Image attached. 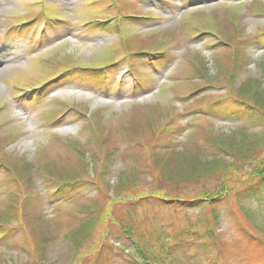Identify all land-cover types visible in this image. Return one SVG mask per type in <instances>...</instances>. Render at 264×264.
Returning a JSON list of instances; mask_svg holds the SVG:
<instances>
[{
  "label": "rangeland",
  "instance_id": "rangeland-1",
  "mask_svg": "<svg viewBox=\"0 0 264 264\" xmlns=\"http://www.w3.org/2000/svg\"><path fill=\"white\" fill-rule=\"evenodd\" d=\"M262 34L264 0H0V264H145L120 231L99 248L109 220L71 244L95 204L132 205L157 264H264V200L198 162L210 137L263 138Z\"/></svg>",
  "mask_w": 264,
  "mask_h": 264
},
{
  "label": "trees",
  "instance_id": "trees-1",
  "mask_svg": "<svg viewBox=\"0 0 264 264\" xmlns=\"http://www.w3.org/2000/svg\"><path fill=\"white\" fill-rule=\"evenodd\" d=\"M264 39V35L259 36L257 40ZM264 64V62H263ZM88 71V70H87ZM87 73V72H86ZM202 77L207 78L209 72L208 69L206 72L200 70ZM73 74V73H72ZM87 75L77 77L78 79H85ZM94 82H96V76H91L90 78ZM244 89H248V87H244L240 93L243 94L245 92ZM263 89V88H262ZM238 102L239 105L242 106V103H245V101L239 99H234V102ZM257 108H263L264 109V102L258 101ZM247 104V103H246ZM250 106L246 105L248 111L244 109V112L247 113L246 117L250 119H254V109L249 103ZM235 107L228 106L223 108L222 106H210L209 109H207V112L211 114L212 116H217L221 118H227L228 117H235L230 112H236L232 111ZM242 134H247L246 132H243ZM259 135V134H258ZM245 136H238L236 134H225L217 137H211L209 138V142L211 145V148L217 152L213 159H204L201 162V159L198 161L200 162L202 169H212L216 168L218 169V166L221 168H224L225 171L228 173L231 172L234 173L237 177H239V184L241 183V187L236 191L234 194L235 197L238 200H251L253 197L260 198V200H264V157L262 159H259L258 147L263 144L264 142V136L263 138L260 136L254 135L255 141L248 144V146H244L242 144V141L248 139L244 138ZM263 141L262 143H260ZM234 157L236 161L233 163H229L228 157ZM185 173V172H183ZM170 176V174H168ZM190 176V175H189ZM76 181V180H75ZM72 181L71 186L72 190H77L78 182ZM63 186L59 187L57 192L60 196H63ZM232 190H234L233 186H226L224 183H222L219 187V189L210 192V191H203L204 193L201 194L200 197L196 200H191L187 202H183L181 206L187 207V208H194V207H201L205 201H207L210 205L216 206L220 204L222 201H224L225 198H227L229 195L232 194ZM261 196V197H260ZM144 200L142 198H138L135 200V202L142 203ZM130 202L129 204H131ZM135 205V204H133ZM140 206V205H136ZM127 207V208H126ZM124 209V211H123ZM133 207L132 205H106L105 207H102L101 205H96L91 208H82V216L85 217L84 225L76 232L77 236L75 237L74 234L71 235V238L69 237V241H71V244H74L76 248L79 247V244H81L84 241L85 236L83 235V231L87 226H90L93 224V228L99 224V223H105L109 220V228L108 231L104 233V237L102 238V241L100 242L99 248L103 246L107 247V244L110 243L108 237V234H111L112 231L119 232L120 235L124 236L127 243L130 246L136 247V252L140 256V258L144 261L145 264H153L155 261V264H157V261L151 256L145 249L140 245L141 237H145L144 234H142L137 227V224L135 223L134 215L132 213ZM122 211V214H121ZM139 224V223H138ZM92 228V230H93ZM90 230V229H89ZM106 236V237H105ZM212 238V236H210ZM91 247L90 249L94 248L96 245H94L92 242L90 243ZM79 256V257H78ZM84 259L87 257L86 254L83 253H76L75 258ZM157 259V257H155ZM86 260V259H85ZM159 262V261H158Z\"/></svg>",
  "mask_w": 264,
  "mask_h": 264
},
{
  "label": "bare ground",
  "instance_id": "bare-ground-1",
  "mask_svg": "<svg viewBox=\"0 0 264 264\" xmlns=\"http://www.w3.org/2000/svg\"><path fill=\"white\" fill-rule=\"evenodd\" d=\"M11 69V66H8L7 68H6V70H10Z\"/></svg>",
  "mask_w": 264,
  "mask_h": 264
}]
</instances>
